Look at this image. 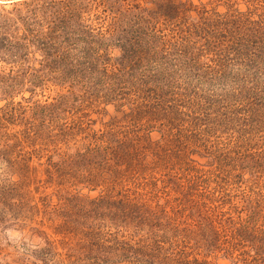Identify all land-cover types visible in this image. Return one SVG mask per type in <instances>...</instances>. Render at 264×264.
Returning <instances> with one entry per match:
<instances>
[{"label": "trees", "instance_id": "1", "mask_svg": "<svg viewBox=\"0 0 264 264\" xmlns=\"http://www.w3.org/2000/svg\"><path fill=\"white\" fill-rule=\"evenodd\" d=\"M0 102V264H264V0L0 6Z\"/></svg>", "mask_w": 264, "mask_h": 264}, {"label": "rangeland", "instance_id": "2", "mask_svg": "<svg viewBox=\"0 0 264 264\" xmlns=\"http://www.w3.org/2000/svg\"><path fill=\"white\" fill-rule=\"evenodd\" d=\"M21 1V0H0V6H5L6 9H10L12 7V3ZM223 10V8L221 9ZM51 92L47 90L44 95H49ZM29 93H26V96H28ZM39 97V96H38ZM37 97V98H38ZM43 97V96H42ZM40 98V97H39ZM4 104V102H0V107ZM8 163L0 159V201L9 199L10 201H13L12 196L10 195V192H6L2 189V186L5 188L8 187L9 183L12 181L9 174H6V172L9 170L7 169ZM16 179V178H14ZM36 188V185H33ZM34 187H32L30 190H32V193L30 194V197H37L38 194L35 193ZM0 207H3L0 204ZM38 218L34 216H30L28 220H22L21 221V228L14 223V221L11 223L10 228L0 229V258L4 257L6 254H13L16 253L19 246H21L20 249H24L22 246L23 242L28 241L29 242V234L28 231L29 228L35 227L36 222H38ZM26 231L25 233H23ZM220 264H226L225 262H221Z\"/></svg>", "mask_w": 264, "mask_h": 264}]
</instances>
